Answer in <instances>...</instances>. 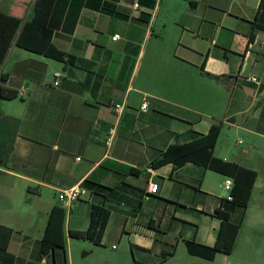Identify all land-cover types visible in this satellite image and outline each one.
<instances>
[{
  "label": "crops",
  "instance_id": "0c3cea01",
  "mask_svg": "<svg viewBox=\"0 0 264 264\" xmlns=\"http://www.w3.org/2000/svg\"><path fill=\"white\" fill-rule=\"evenodd\" d=\"M33 2L0 0V10L28 20ZM260 3L55 0L53 42L73 61L12 44L0 67L1 86L18 93L0 96V226L11 230L13 264H232L243 231L252 244L264 226ZM216 124L214 156L258 176L244 216L231 211L242 221L232 253L210 260L189 253L186 241L215 244V210L232 177L194 162H152ZM77 184L87 197L65 206L59 192ZM93 205L111 212L101 244L69 234L89 227ZM56 206L65 208L67 243L42 255Z\"/></svg>",
  "mask_w": 264,
  "mask_h": 264
},
{
  "label": "trees",
  "instance_id": "16d2710c",
  "mask_svg": "<svg viewBox=\"0 0 264 264\" xmlns=\"http://www.w3.org/2000/svg\"><path fill=\"white\" fill-rule=\"evenodd\" d=\"M54 3L55 0H34L33 16L28 20L0 10V67L14 42L21 48L50 58L66 62L73 61V56L58 49L53 42V29L49 21ZM253 25L254 32L258 29L264 30V0H261ZM254 32L251 33L250 38H253ZM214 77L218 78V76ZM1 79H3V75ZM17 95L16 91L4 89L0 84L1 97L11 99ZM220 132L221 124L213 125L208 133L200 134L190 142L171 144L152 162L153 167H160L171 162L174 168H178L187 162H194L233 178L232 199H222L221 206L215 210V215L222 221L215 244L205 245L192 240L186 241L189 253L210 260L214 259L219 252L232 253L242 221H232L231 211L240 209L243 212L242 216H244L258 176L256 170L214 156L213 150ZM110 213V210L103 205H93L89 227L86 230H70V236L101 244ZM65 216L64 207L56 206L51 211L44 236L40 240L42 255L48 254L54 246H66ZM10 238L11 230L0 226V264L14 263L15 256L8 252ZM134 264L146 263L135 262Z\"/></svg>",
  "mask_w": 264,
  "mask_h": 264
},
{
  "label": "rangeland",
  "instance_id": "374dc122",
  "mask_svg": "<svg viewBox=\"0 0 264 264\" xmlns=\"http://www.w3.org/2000/svg\"><path fill=\"white\" fill-rule=\"evenodd\" d=\"M241 137L246 140H251V137H247L246 135L241 134L239 138ZM259 144L261 150L264 151V139ZM260 181L264 182V170L261 173ZM258 190L264 195V186L260 187ZM258 202L255 196L252 204L257 205L259 204ZM244 232L245 231L242 232V236L238 242L235 253L229 258L232 260V264H264V226L261 229V232L259 230L260 233L255 234L257 237L254 235V239L252 240V244L250 246L244 240Z\"/></svg>",
  "mask_w": 264,
  "mask_h": 264
},
{
  "label": "built area",
  "instance_id": "2783aa9c",
  "mask_svg": "<svg viewBox=\"0 0 264 264\" xmlns=\"http://www.w3.org/2000/svg\"><path fill=\"white\" fill-rule=\"evenodd\" d=\"M119 34H116L113 36V39L116 40L118 39ZM253 81H258L257 77H251L249 78ZM147 103L144 102L143 103V107H146ZM115 109L120 112L123 109V105L122 104H116ZM224 186L225 189L228 192V199H232V188L234 186V181L232 178L228 177L225 181H224ZM158 190V184L157 183H152V185L150 186V191L151 192H157ZM58 197L60 199V201L65 205V206H70L73 202L86 198L87 197V190L81 185V184H77L74 185L70 188L67 189H62L59 194Z\"/></svg>",
  "mask_w": 264,
  "mask_h": 264
}]
</instances>
